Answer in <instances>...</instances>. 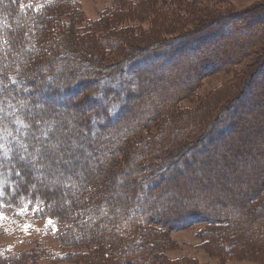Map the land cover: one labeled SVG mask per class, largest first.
Returning a JSON list of instances; mask_svg holds the SVG:
<instances>
[{"label": "trees", "instance_id": "obj_1", "mask_svg": "<svg viewBox=\"0 0 264 264\" xmlns=\"http://www.w3.org/2000/svg\"><path fill=\"white\" fill-rule=\"evenodd\" d=\"M78 12L75 0H0V145L10 150L9 157L13 161L8 163L3 157L4 149H0V226L51 221L57 228V237L70 246L79 243L86 234L89 242L100 241L101 249L109 251L104 253L103 259L113 253L117 260L127 262L130 253L133 264H143L146 260L151 264V260L157 258L166 264L153 249L159 246L155 237L166 246L162 236L167 228L193 225L208 241L209 237H221L218 229L228 225L224 216L210 217L204 207L182 214L179 204V209L175 207L177 211L173 212L175 201L170 204L169 199H174L175 191L165 187L167 183L176 185L171 178L175 172L171 169L176 164L187 159L190 162L202 160L205 149L214 150L213 141L219 143L211 134H206L207 127L198 135L193 133L201 130L202 113L176 124L177 133L181 135L168 140L161 134L153 139L141 136L154 124L155 117L130 123L131 111L135 110L131 94L143 87L140 78L137 79L139 70L136 69L138 74L133 72V65L145 72V58L163 56L169 60L173 51L167 46L184 42L186 35L149 43L148 48L138 47L125 59L106 64L101 53L117 49L127 41L132 46V41H137L140 35L135 33L132 37L128 32L127 29L134 26L131 23L112 26L113 30L120 28L125 37L110 45L104 42L105 46L101 47V42H96L100 47L94 46V33L103 30L98 27L102 18L92 24L78 18ZM62 62L64 65L59 66ZM42 80L57 88L42 89ZM191 85V82L185 84L188 92L193 89L189 90ZM53 96L64 97L63 102L73 101L70 107L61 108L54 105L59 98ZM47 97L51 100L43 104L41 99ZM86 101L92 103V109L77 110ZM223 117L227 116L222 114L220 119ZM69 119L75 120L76 126L87 132L92 141L93 156L89 166L80 168L79 172L77 168L67 172L68 176L45 173L36 179L24 162L18 161V155L27 156L22 145H27L28 153L34 152V136H41L40 130L48 131V137L42 139H52L60 135L58 130L69 125ZM36 120L41 122L39 129L34 123ZM217 122L216 119L212 128L217 127ZM110 123L115 126L110 127ZM223 124H227V129L232 128V122ZM188 138L193 140L189 142ZM163 140L165 143L161 145ZM158 141L160 145L155 147L153 144ZM187 142L191 144L188 147ZM131 144L133 149L129 147ZM181 170H177V174H181ZM17 171L20 176L16 175ZM262 176L264 173L260 174ZM48 178L51 185L44 182ZM62 183L65 184L62 186ZM166 193L170 196L169 203L156 201H165ZM178 195L180 193L177 198ZM238 229L239 225L237 233ZM35 245V249L20 252L9 246L0 247V264H43L50 256L59 257L60 252L54 247L41 242ZM219 245L231 248L223 241Z\"/></svg>", "mask_w": 264, "mask_h": 264}, {"label": "rangeland", "instance_id": "obj_2", "mask_svg": "<svg viewBox=\"0 0 264 264\" xmlns=\"http://www.w3.org/2000/svg\"><path fill=\"white\" fill-rule=\"evenodd\" d=\"M75 1L78 18L92 24L102 18L98 27L103 28V34L99 31L96 35L94 33L92 45L103 47L104 42L110 45L112 41L122 40L124 32L111 27H121L125 23L134 25L127 29L132 37L135 33L140 35L137 41H132V46L127 41L117 49L101 53L106 64L125 59L138 47L148 48L149 43L186 35L184 42L167 46L173 51L171 59L163 56L145 58V72L133 65V72L139 70L137 79L140 78L143 87L141 85L142 90L131 94L135 110H130V123L155 117L154 124L141 136L153 139L161 137V134L168 140L181 133H177L176 124L202 113L201 130L193 133L198 135L207 127L206 134H211L219 143L213 141L214 150L205 149L202 160L190 162L187 159L176 164L171 169L175 171L171 178L176 185H165L175 191L174 199H169V193H166L165 201H156L160 204L165 202V205L175 201L172 211L176 212L175 207L179 209L180 204L182 214L204 207L210 217L224 216L228 225L218 229L221 237L212 235L208 241L193 225L181 229L167 228L162 236L166 246L159 237H155L154 241L159 246L154 247V253L161 256L166 264H264V176L260 177L264 173V0ZM63 65L62 62L59 66ZM188 82L192 84L189 90L193 88L189 92L185 87ZM40 84L42 89L57 88L45 80ZM55 97L59 101L56 99L54 105L61 108L70 107L73 101L63 102L64 97ZM41 100L47 104L51 99ZM87 107L92 109V103L86 101L77 110ZM222 114L227 116L223 117L224 120L220 119ZM216 119L217 127L212 128ZM127 120L126 117L125 122ZM68 121L69 124H77L75 120ZM225 121L228 124L232 122L231 129L223 124ZM160 142L153 145L165 143L164 140ZM189 142L186 147L191 145ZM129 147L133 149L132 144ZM88 166L86 163L77 167L76 172ZM180 169L182 173L177 174ZM64 174L68 176L67 172ZM44 182L51 185L49 178ZM177 193H180L179 198ZM237 225L240 227L238 233ZM85 236L70 246L57 237V228L49 221L9 223L0 226V247L9 246L20 252L35 249V244L41 242L60 252L59 257L50 256L51 259L43 264H133L130 253L126 257L129 262L117 260L113 253L108 259H103L107 249H101L100 241L89 242L87 234ZM221 241L231 248L220 247ZM95 245L98 249H94ZM73 252L76 254H71ZM141 256L145 257V254ZM159 261L158 258L151 260V264H164Z\"/></svg>", "mask_w": 264, "mask_h": 264}, {"label": "snow or ice", "instance_id": "obj_3", "mask_svg": "<svg viewBox=\"0 0 264 264\" xmlns=\"http://www.w3.org/2000/svg\"><path fill=\"white\" fill-rule=\"evenodd\" d=\"M34 123L39 129L41 122L36 120ZM40 131L41 136H34L36 141L33 145L34 152L28 153L27 145H22L27 156L18 155V161H23L28 171L32 172L36 179H40L45 173L53 176L57 174L63 175L65 172L71 173L77 167L86 163L90 164V158L93 156L91 150L92 141L89 139L88 133L83 131V129L69 124L58 130L60 135L54 136L52 139H42V137H48V131ZM0 149H4L3 157L7 162L13 163L9 157L10 150L4 145H0ZM16 175L20 176L21 173L17 171ZM36 207L37 209L39 208V201H37ZM49 222L51 223V221Z\"/></svg>", "mask_w": 264, "mask_h": 264}]
</instances>
